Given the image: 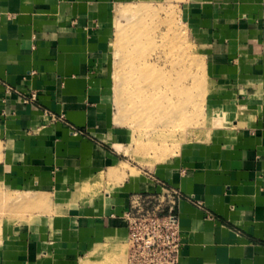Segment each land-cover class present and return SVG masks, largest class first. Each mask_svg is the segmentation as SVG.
I'll return each mask as SVG.
<instances>
[{"label": "crops", "instance_id": "0c3cea01", "mask_svg": "<svg viewBox=\"0 0 264 264\" xmlns=\"http://www.w3.org/2000/svg\"><path fill=\"white\" fill-rule=\"evenodd\" d=\"M131 1L0 0V185L47 199L39 218L1 227L0 264L113 251L134 196L166 186L181 197L179 264H264V0L183 2L206 52L207 106L226 126L136 171L121 157L132 132L117 124L110 69L115 13Z\"/></svg>", "mask_w": 264, "mask_h": 264}, {"label": "rangeland", "instance_id": "374dc122", "mask_svg": "<svg viewBox=\"0 0 264 264\" xmlns=\"http://www.w3.org/2000/svg\"><path fill=\"white\" fill-rule=\"evenodd\" d=\"M184 1L134 0L115 13L110 49L114 113L118 126L132 132L127 155L121 157L133 171L149 168L176 154L181 146L204 140L209 131L226 126L207 106L208 61L182 19ZM47 115L49 123L65 125L72 135L94 139L65 115L51 110ZM46 203L47 199L0 185V229L39 218ZM168 207L166 196L150 210L166 215ZM115 243L113 251L93 252L80 264H128V241Z\"/></svg>", "mask_w": 264, "mask_h": 264}, {"label": "built area", "instance_id": "2783aa9c", "mask_svg": "<svg viewBox=\"0 0 264 264\" xmlns=\"http://www.w3.org/2000/svg\"><path fill=\"white\" fill-rule=\"evenodd\" d=\"M33 94L31 101H36ZM28 103L27 100L24 101ZM161 194L134 196L131 209L125 213L128 224V264H179L184 241L180 225L175 216L180 193L165 189ZM169 199L166 215H159L154 204ZM160 207V206H159ZM158 207V208H159Z\"/></svg>", "mask_w": 264, "mask_h": 264}, {"label": "bare ground", "instance_id": "6f19581e", "mask_svg": "<svg viewBox=\"0 0 264 264\" xmlns=\"http://www.w3.org/2000/svg\"><path fill=\"white\" fill-rule=\"evenodd\" d=\"M147 91V90H146Z\"/></svg>", "mask_w": 264, "mask_h": 264}]
</instances>
